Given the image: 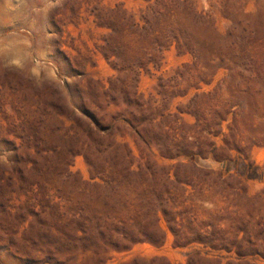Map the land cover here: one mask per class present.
I'll list each match as a JSON object with an SVG mask.
<instances>
[{
  "label": "rangeland",
  "instance_id": "374dc122",
  "mask_svg": "<svg viewBox=\"0 0 264 264\" xmlns=\"http://www.w3.org/2000/svg\"><path fill=\"white\" fill-rule=\"evenodd\" d=\"M157 216L159 244L96 227ZM240 253L264 264V0H0V264Z\"/></svg>",
  "mask_w": 264,
  "mask_h": 264
},
{
  "label": "trees",
  "instance_id": "16d2710c",
  "mask_svg": "<svg viewBox=\"0 0 264 264\" xmlns=\"http://www.w3.org/2000/svg\"><path fill=\"white\" fill-rule=\"evenodd\" d=\"M155 31V30H154ZM183 27H161L158 30H156V48L161 49L162 43L164 41H167L170 39L171 34H174L175 32H178L180 36L184 33ZM183 43H178V48H183ZM86 136L82 137V135H76L75 137V145L83 151V154L88 159L87 154L89 152H92L94 149L98 150L100 146H102V143L98 142L91 136V133L88 134V130L85 134ZM165 219L167 221V225L170 228V230L173 232L175 236V242L179 243V241H185V243H189L195 239H197V235L195 230H192L191 228H188L189 232H186L183 228V224L179 223L176 218L169 217L168 214H164ZM99 223V222H97ZM121 224V227L116 226L114 222H105L103 221L100 224H96L97 229H104V232H107L109 237H113L114 233H117V237L112 242V245H115L116 247H129L134 242L137 241H148L153 244H159L161 242L162 236L165 235V231L160 225V218L157 216L153 220L149 221H133V222H119ZM195 231V232H194ZM194 233V234H192ZM156 259H159V257L154 258V261ZM193 259L191 257L188 260V264H192ZM197 262L199 264H222L221 258H215V257H204V256H198ZM166 264H171L167 262ZM225 264H252L249 261L245 259V253H240L237 257V260H231L227 261Z\"/></svg>",
  "mask_w": 264,
  "mask_h": 264
}]
</instances>
